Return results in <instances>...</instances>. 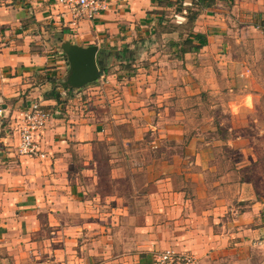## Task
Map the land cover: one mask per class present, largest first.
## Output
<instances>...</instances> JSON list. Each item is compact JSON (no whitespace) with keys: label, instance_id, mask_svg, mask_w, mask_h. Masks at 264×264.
I'll return each instance as SVG.
<instances>
[{"label":"crops","instance_id":"0c3cea01","mask_svg":"<svg viewBox=\"0 0 264 264\" xmlns=\"http://www.w3.org/2000/svg\"><path fill=\"white\" fill-rule=\"evenodd\" d=\"M54 2L0 0V264H154L168 248L199 264H248L264 249V204L241 196L247 208L225 219L216 197L194 204L206 193L180 169L201 159L185 127L202 85L192 75L205 76L228 17L264 22V0L201 10L192 32L205 43L184 54L188 0L180 10L179 0H120L75 28ZM65 43L97 48V80L68 83ZM30 103L51 113L44 159L16 151ZM166 141L181 155L165 158Z\"/></svg>","mask_w":264,"mask_h":264},{"label":"rangeland","instance_id":"374dc122","mask_svg":"<svg viewBox=\"0 0 264 264\" xmlns=\"http://www.w3.org/2000/svg\"><path fill=\"white\" fill-rule=\"evenodd\" d=\"M233 19L228 17L221 30L222 47L202 65L205 76L192 75L202 85L188 104L185 127L195 146L192 159L197 153L201 159L200 164L180 169L198 178L187 188L206 193L194 204L206 209L216 197L225 219L247 208L249 201H241V196L264 204V22L243 26ZM181 29L187 34L186 26ZM165 145V158L174 150L181 155L178 144ZM260 250L250 264H264Z\"/></svg>","mask_w":264,"mask_h":264},{"label":"built area","instance_id":"2783aa9c","mask_svg":"<svg viewBox=\"0 0 264 264\" xmlns=\"http://www.w3.org/2000/svg\"><path fill=\"white\" fill-rule=\"evenodd\" d=\"M120 0H55L60 7V17L68 18L67 24L78 27L83 20H91L109 10ZM0 108V116L2 114ZM51 113L38 103H30L18 111L16 130L18 131L17 154L23 157L44 159L43 135ZM154 264H199L196 257L186 251L164 249L154 256Z\"/></svg>","mask_w":264,"mask_h":264},{"label":"water","instance_id":"95a60500","mask_svg":"<svg viewBox=\"0 0 264 264\" xmlns=\"http://www.w3.org/2000/svg\"><path fill=\"white\" fill-rule=\"evenodd\" d=\"M63 50L70 66L68 83L71 86L81 87L100 77L99 65L95 58L97 51L95 46L80 48L65 43L63 44Z\"/></svg>","mask_w":264,"mask_h":264},{"label":"trees","instance_id":"16d2710c","mask_svg":"<svg viewBox=\"0 0 264 264\" xmlns=\"http://www.w3.org/2000/svg\"><path fill=\"white\" fill-rule=\"evenodd\" d=\"M185 0H179V10L182 7V3ZM190 1V7L187 10L186 24L189 26L187 29V38L181 43V52H193L196 49L200 48L205 43V37L203 35L193 34L192 27L195 19L199 12L203 9L210 8L215 4L216 0H188ZM192 38V39H191Z\"/></svg>","mask_w":264,"mask_h":264}]
</instances>
